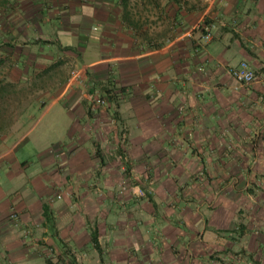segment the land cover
<instances>
[{"label":"crops","instance_id":"1","mask_svg":"<svg viewBox=\"0 0 264 264\" xmlns=\"http://www.w3.org/2000/svg\"><path fill=\"white\" fill-rule=\"evenodd\" d=\"M205 1L167 4L185 31L157 47L120 18V0H28L7 16L15 45L36 53L27 68L61 54L124 97L106 106L121 141L105 144L115 159L103 166L95 139L108 135L68 82L41 112L61 100L66 142L39 149L26 137L0 155V264H264V0ZM201 17L207 40L186 32ZM241 60L250 84L231 74Z\"/></svg>","mask_w":264,"mask_h":264},{"label":"rangeland","instance_id":"2","mask_svg":"<svg viewBox=\"0 0 264 264\" xmlns=\"http://www.w3.org/2000/svg\"><path fill=\"white\" fill-rule=\"evenodd\" d=\"M27 1L28 0H0V13L3 17L6 15V23H3L0 31L2 33L0 35V155L5 153L8 155L11 153V151L17 147L18 143L22 142L26 137V143H30L26 145L27 147L32 146L31 144H33L39 149L47 146L53 150L57 144L66 142L61 138L60 134L64 127L67 126L68 122L66 116L62 114V109L60 110L59 101L64 99L61 98L62 96L60 93L64 86L67 85L71 70L74 68H84L83 65L77 64V61H73L65 55V58H63L61 54H59V58H57L58 62L54 61L53 63L44 66L46 65V63L43 62L44 60L42 62L37 60L39 63L37 67L35 64H32V67L27 68L24 58H32L36 53L35 51L24 47V45H22L24 43L22 42H18L19 45H15L17 40L10 38L9 36L11 29L8 20L12 11L18 10L23 12V8H26L28 5V3L26 4ZM170 2L176 3L187 10L192 9L197 11L201 9L203 3L206 1L129 0L127 14L130 19L134 20L135 25L133 26L131 23L124 22L133 29L135 34L138 35L141 40H148L151 42V46L157 47L162 45L164 41L172 37L175 32L180 33L182 30L185 31V26H181L178 21L175 22V19H172L167 15L165 8ZM119 4L121 6L120 18L123 20V6L121 3ZM202 25H209L206 17H201L200 20L196 21L192 28L189 29L188 27L186 29L189 37L198 33L200 35L199 37L204 38V29L202 28ZM176 26L180 27L177 29L175 28ZM12 29H14L15 32L21 33L25 28L18 27V29ZM14 31L13 33H15ZM20 38L28 39V36L20 35ZM196 45L199 46L198 44ZM54 51L56 50H47L46 53L48 55L55 54ZM39 52L40 51H37V53ZM85 75V81L78 83V86L76 87H72L75 89L77 87L82 88L83 96L80 94L81 101L86 104L87 111L89 113L91 112L88 109V100L86 98L88 88L90 91H95L99 99L106 100L105 103L97 107V111L94 113L97 115V118H100L99 120L102 121L100 125L103 126L101 135L105 133L108 135V139L103 138L102 136H99V139H95L101 143V147L98 144V149L101 151L98 162L103 166L108 160L115 159V157L106 150L105 144H113L115 142L120 143L121 141L120 138L118 140L110 138V133L115 129V126L113 127L112 125H115L118 116L115 107H112L109 111V107L106 106L109 101L118 104L120 102V98L118 97L124 96L116 95V92L114 93L113 90L114 88H111L110 84L107 82L96 84L88 79L87 72H85ZM115 89H117V87H115ZM59 96L61 100L58 99L48 112L42 114L41 112L44 106L52 99L59 98ZM124 130L122 128V132H125ZM26 132L27 135L25 136ZM26 143L24 142L23 144ZM119 145L120 144H118V147ZM22 153H24V151L21 150L20 154ZM120 158L129 164L130 158L129 156L127 157V154H122ZM54 165L58 166L55 170L61 168L58 160ZM47 173L49 172L44 170L34 172L35 176H39L36 180L38 183L36 185H45ZM53 188L55 192L53 195H57L60 191H58L56 185H54ZM145 193L146 191L143 189L141 194Z\"/></svg>","mask_w":264,"mask_h":264},{"label":"built area","instance_id":"3","mask_svg":"<svg viewBox=\"0 0 264 264\" xmlns=\"http://www.w3.org/2000/svg\"><path fill=\"white\" fill-rule=\"evenodd\" d=\"M202 28L204 29L203 37L205 39H209L211 36L209 25H202ZM230 71L235 79L242 84H250L256 79L255 70L247 60H241L237 65L231 66ZM85 78V68H74L70 72L68 84L77 85L78 83H82L83 81H85ZM86 98L88 100V109L93 113L97 111V107L99 105L106 102L105 99H99L95 91H90L89 88L88 92L86 93ZM140 192L142 193V190H140ZM57 196L60 197L61 195L57 194ZM10 217L15 221L19 220V215L16 210H12L10 212Z\"/></svg>","mask_w":264,"mask_h":264},{"label":"trees","instance_id":"4","mask_svg":"<svg viewBox=\"0 0 264 264\" xmlns=\"http://www.w3.org/2000/svg\"><path fill=\"white\" fill-rule=\"evenodd\" d=\"M177 1H179V0H177ZM120 3L123 6V21L131 23V25L134 26L135 25L134 20L130 19V17L127 14V5L129 3V0H120ZM0 64H1V61H0ZM0 83H1V81H0ZM10 84H13V83H10ZM43 214L46 217V223L49 224V227H53V224H54L53 216L49 210V207L46 204L43 205ZM92 239H93V242L95 243V245H97L98 240H97V230L96 229L92 230Z\"/></svg>","mask_w":264,"mask_h":264}]
</instances>
